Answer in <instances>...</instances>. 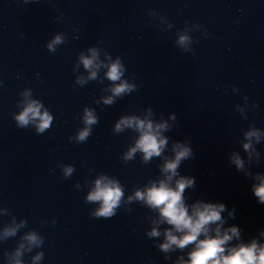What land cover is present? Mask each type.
<instances>
[{"label":"water","instance_id":"95a60500","mask_svg":"<svg viewBox=\"0 0 264 264\" xmlns=\"http://www.w3.org/2000/svg\"><path fill=\"white\" fill-rule=\"evenodd\" d=\"M33 103L43 132L17 120ZM129 119L166 141L159 156L145 159ZM178 145L190 155L173 175ZM181 179L189 216L224 206L208 238L237 229L223 255L264 246V0H0V264H190L205 235L164 250L186 230L136 196ZM98 180L122 192L108 217L88 199Z\"/></svg>","mask_w":264,"mask_h":264},{"label":"clouds","instance_id":"9594fccd","mask_svg":"<svg viewBox=\"0 0 264 264\" xmlns=\"http://www.w3.org/2000/svg\"><path fill=\"white\" fill-rule=\"evenodd\" d=\"M186 38L181 37V43L184 42ZM60 38L57 37L53 43H59ZM52 45H49L51 48ZM93 57H95V52H93ZM85 68H89L93 61L91 59L82 58ZM92 76L95 77V73H92ZM121 76L120 64H112L108 72V78L112 81L119 80ZM131 86L128 84L122 83L116 88L113 89L114 95H119L126 90H129ZM106 103H111V100L105 101ZM39 117L40 124L38 125V131L43 132L45 128L48 127L51 117L45 113L40 115L39 105L33 103L25 109V111L17 117L20 125H27L30 118ZM86 124L95 123L90 112H86L85 116ZM121 123L128 126H132L135 123L136 127L142 130L141 139L137 143V148L145 153V159L156 155H160V151L163 148V145L166 143L165 140L160 139L157 141L158 132L154 134L153 126L151 123H145L143 121H134L133 119L124 120ZM157 129H162L166 125H157ZM119 128V125H117ZM88 135L87 129L82 131L79 135V139L83 140ZM255 135V133H249V136ZM180 148V146H177ZM245 149L249 145L244 146ZM133 152L136 149L132 150ZM190 155L189 148H180L176 153V159L173 162H169L165 166V171L171 172L175 175V170L182 158H187ZM237 167H241V162L237 158L235 160ZM71 169H68L70 172ZM191 180H179L177 181L176 190L170 189L164 182H161L159 187L153 186L146 193L137 192L136 196L139 199H144L146 197L147 202L160 209L161 216L167 221V223L175 226L177 232H184L186 234L182 238L177 239L173 236L171 232L166 233L168 242L162 245L164 250H167L170 245L175 244L179 248H184L186 245L192 244L197 240V237L203 233L205 239L199 241L196 245V250L190 254V264H264V246L257 247L256 243L253 242L250 246H240L238 249H231L229 255H223L225 249L222 247L232 236H237L238 231L236 228L229 229L232 236L225 234L222 238L219 235V229H217L216 238L207 237V228L206 225L219 221L221 219L220 212L224 210L223 205L214 206V205H197L193 209L192 216L188 215L186 208L183 206L181 201V193L183 192L186 186L191 185ZM255 194L259 197L261 202H264V180L261 181L260 186L255 188ZM122 192L119 187L113 185L109 187L107 184H102V181L96 182V190L91 193L88 197L90 201H102L100 210L96 213L97 216H111L112 210L118 204ZM201 207L203 210H201ZM153 235L157 233L153 232ZM31 241H35V236H30Z\"/></svg>","mask_w":264,"mask_h":264}]
</instances>
